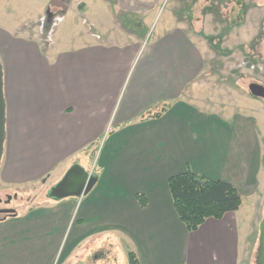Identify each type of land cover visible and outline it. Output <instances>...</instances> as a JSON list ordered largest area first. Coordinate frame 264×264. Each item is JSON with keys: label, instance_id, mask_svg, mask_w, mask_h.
<instances>
[{"label": "crops", "instance_id": "obj_1", "mask_svg": "<svg viewBox=\"0 0 264 264\" xmlns=\"http://www.w3.org/2000/svg\"><path fill=\"white\" fill-rule=\"evenodd\" d=\"M85 1L69 2L63 13L73 4L82 16L107 13L106 27L93 26L106 31L91 33L90 43L78 51L57 52L55 58L48 50L54 41L43 48L27 28L0 25L6 140L0 178L23 186L61 161L67 171L74 157L85 155L106 129L116 126L103 164L105 185L81 195L72 217L65 215L66 207L25 217L15 210L0 217V264H29L38 258L54 264L58 255L55 264H128V247L139 264H245L242 253L254 234L258 240L264 216L259 149L247 146L244 160L242 141L206 139L210 117L219 110L203 111L205 101L199 98L204 82L197 79L210 64L212 45L198 36L218 38L222 49L231 50L236 45L227 40L241 26L228 24L227 13L237 21L243 14L247 20L251 15L245 13L261 7L253 0H187L193 13L174 9L159 37L140 52L142 39L118 21L130 17L131 25L133 19L146 24L162 0ZM194 13H201L198 21ZM164 97L177 100L161 113L151 112ZM249 105L254 107L253 99ZM249 118L264 132L263 109H255ZM195 126L202 130L200 139ZM36 162L44 164L39 171ZM214 164L220 169H213ZM187 168L231 183L241 197L238 209L206 218L188 231L168 188L169 176ZM252 207L254 215L249 216ZM18 240L20 249L13 244Z\"/></svg>", "mask_w": 264, "mask_h": 264}, {"label": "rangeland", "instance_id": "obj_2", "mask_svg": "<svg viewBox=\"0 0 264 264\" xmlns=\"http://www.w3.org/2000/svg\"><path fill=\"white\" fill-rule=\"evenodd\" d=\"M55 1L61 3L62 6L64 5L65 7H62L64 9L69 2L73 3L75 0ZM85 2L90 5L91 0H86ZM252 2L254 5H258L261 8L257 10L253 9L254 12L252 13H245L246 17L251 15L250 18L247 17V20L244 18L243 14L240 15L237 21L234 17H229L232 13H227L228 18H226V20L228 24L231 22L230 25L241 26H239L240 29L237 31L238 34L233 35L227 40L229 46L236 45L232 47L231 50L222 49L219 46L218 38L212 39L209 38L211 36H198L199 39H202L204 44L212 46H210V64L208 67L204 66L202 74L198 77L197 82H204L202 88L204 93L199 97L200 100L205 101L204 103L206 106L203 107V111L208 113L219 110V113H225L227 116L225 118L218 115L219 113H215L217 115L210 117L211 120H209V122L211 123V128L208 127V130H206V139L218 142L228 139V143H233L235 140L242 141L243 151L247 149V146L253 149L254 144H256L258 147L257 149H259L257 156L260 160L258 168V170L260 169V173H258V175H264V132L261 130L262 127L256 124L257 122L255 123L252 118H249V116L254 115L255 109L264 110V96H253L248 89L250 83H258L264 87V0H253ZM186 4L187 0H162L160 4H156L154 15L150 18V21L147 18L146 24H144L142 20L133 19L135 24L131 25L129 23L130 17H127L126 21L121 19L118 23L120 25V23L124 24L125 22V27L128 31L137 32L138 37L142 39L141 42L143 45L142 48L140 47L141 52L148 49L159 37L162 25L170 21V13L173 12L174 9L179 13H193L192 8L187 9L191 7V5ZM246 5L250 4L248 3ZM73 8L74 4L72 5V9L63 13L61 7L51 5V0H0V25L12 29L27 28L30 36L38 41L43 48L48 47V45L54 41L55 44L53 49L48 50L51 52L49 56L55 58L54 56H56L57 52L78 51V49L83 46L82 44L86 42L90 43L94 39L93 37L91 38V33L99 32L101 34L106 31L105 28L98 29V31L96 29L97 27L101 25L106 27V24H109L110 18L107 13H99L97 10L94 13H87L82 16L80 13H76V10ZM45 11L46 13H44ZM194 14L195 20L198 21L196 18L199 17L201 13ZM226 20L223 22L224 24ZM93 26H96V28ZM116 30L119 29L117 28ZM208 40H210V43ZM240 42H242L241 47L237 44ZM213 46L216 48L219 46V48L214 49ZM138 56L140 57V54ZM187 89L188 91L191 90L190 87H187ZM187 89L185 90L187 91ZM164 98L165 99H162V101L158 103V106L152 109L151 112L156 109L158 113H161L166 108H169L173 101L175 102L177 100H172L168 97ZM183 98L184 97H179L178 100L182 101ZM249 99L254 100L253 108H250ZM249 108L253 112L251 115L249 114ZM238 113H240V115L233 118V116ZM241 115H243V117ZM259 122L262 123V121ZM223 124L226 126L225 129L223 128ZM117 129L118 127L116 126H110L93 142L90 148L86 150L87 153L85 155H78L69 162L68 166L71 168L80 161L82 169L95 177V188L98 187V189H101L103 185H105V175L103 173L104 159L107 155L108 145L114 139V133ZM201 133L202 130H199L198 126H195V137L200 139L202 137ZM5 144L6 140H4L3 144L0 166L6 161ZM211 151L213 152L214 150ZM244 152L242 156L245 160L247 158V152ZM215 156H217V151ZM64 162L66 161H61L54 168L47 169L43 173V176L36 180H31L23 186L6 183L0 178V207H3L5 204L4 202L8 201L9 203L5 206L18 210V217H25L28 213H32V215L54 213L58 211L59 208L66 207L67 212L65 215L67 217L74 216L77 212L78 204L81 201L79 199L80 196H67L58 200L46 197L47 190L56 184L65 174L66 171H63ZM41 166H44V164L37 163L36 170L39 171ZM32 168L35 169V166ZM213 169H220V166L214 164ZM90 190L88 192L91 193L93 190ZM48 203H51V206L47 207ZM73 205L77 207L69 211V207ZM23 208H25V210ZM254 211L252 207L249 216L250 214L254 215ZM13 244H16V246L18 245V249H20V240L13 242ZM257 247V234H254L253 241L252 238L249 240L247 249L242 253L245 264H256ZM126 249L131 250L129 247ZM58 258L59 255L54 259V264L57 262ZM43 260L44 259L38 258L35 261H30L29 264H42ZM20 261L25 262V259L20 258ZM13 263L14 262H10V264Z\"/></svg>", "mask_w": 264, "mask_h": 264}, {"label": "trees", "instance_id": "obj_3", "mask_svg": "<svg viewBox=\"0 0 264 264\" xmlns=\"http://www.w3.org/2000/svg\"><path fill=\"white\" fill-rule=\"evenodd\" d=\"M173 207L185 228L195 231L206 218H221L238 209L241 197L228 181L212 179L204 174L186 170L168 178ZM143 205L141 195H137ZM128 264H139L132 250L127 249ZM184 264V263H181Z\"/></svg>", "mask_w": 264, "mask_h": 264}, {"label": "water", "instance_id": "obj_4", "mask_svg": "<svg viewBox=\"0 0 264 264\" xmlns=\"http://www.w3.org/2000/svg\"><path fill=\"white\" fill-rule=\"evenodd\" d=\"M53 6H62L56 1H51ZM249 92L256 97L264 96V87L258 83H250ZM5 140V100L3 95V71L0 63V161L3 153V144ZM95 177L86 173L78 164L69 168L63 177L53 186H51L46 197L58 200L67 196H81L87 193L95 183ZM6 214H13L14 210H2ZM259 237L256 254V264H264V216L258 225Z\"/></svg>", "mask_w": 264, "mask_h": 264}, {"label": "flooded vegetation", "instance_id": "obj_5", "mask_svg": "<svg viewBox=\"0 0 264 264\" xmlns=\"http://www.w3.org/2000/svg\"><path fill=\"white\" fill-rule=\"evenodd\" d=\"M64 1V0H63ZM48 191V190H47ZM5 204H4V206L2 207H0V211H2V210H14V212H15V209H13V208H10V207H6L5 205H7L9 202L7 201V202H4ZM1 215L2 216H6V215H10L9 213L8 214H6V213H4V212H0V217H1Z\"/></svg>", "mask_w": 264, "mask_h": 264}]
</instances>
